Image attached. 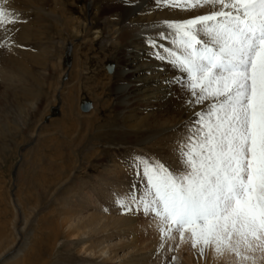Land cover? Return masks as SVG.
<instances>
[{
  "label": "rangeland",
  "instance_id": "1",
  "mask_svg": "<svg viewBox=\"0 0 264 264\" xmlns=\"http://www.w3.org/2000/svg\"><path fill=\"white\" fill-rule=\"evenodd\" d=\"M38 2L11 0L21 22L0 32V264H264L260 251L243 262L211 250L201 256L178 234L165 244L151 216L117 202L132 185L143 191L133 157L177 166L176 145L203 108L189 106L179 83L186 75L157 58L151 39L141 41L143 63L168 65V96L148 105L122 92L136 82L122 75L134 29L184 10L153 0L125 22L135 0ZM64 19L74 22L69 31ZM53 23L62 32L41 37Z\"/></svg>",
  "mask_w": 264,
  "mask_h": 264
},
{
  "label": "snow or ice",
  "instance_id": "2",
  "mask_svg": "<svg viewBox=\"0 0 264 264\" xmlns=\"http://www.w3.org/2000/svg\"><path fill=\"white\" fill-rule=\"evenodd\" d=\"M160 2L205 10L165 21L174 47L156 54L186 75L179 83L189 106L203 108L176 145L177 166L133 157L143 191L137 196L132 185L117 202L151 216L165 244L178 234L201 256L211 250L252 259L248 253H264V0ZM10 3L0 0V32L21 22Z\"/></svg>",
  "mask_w": 264,
  "mask_h": 264
},
{
  "label": "bare ground",
  "instance_id": "3",
  "mask_svg": "<svg viewBox=\"0 0 264 264\" xmlns=\"http://www.w3.org/2000/svg\"><path fill=\"white\" fill-rule=\"evenodd\" d=\"M152 1L153 0H141V1L135 0L134 3H131L130 9H129L128 13H126L127 15L125 18V22L132 21L133 17L137 13L145 11V9L148 5L151 6ZM39 2H40L39 7H41L40 5L45 4V0H39ZM43 11L44 10H42V12ZM197 11L203 13L205 10L199 9V10H192V11H184V14H179L180 12H178L177 15H172V17H170V18H174V17L177 18V20L173 19V21L188 19V18H191L193 16V14ZM55 12L56 11H53L52 13L54 15H56ZM63 12L64 11H62L61 16L63 15ZM44 15H45V13H44ZM54 18H55V16H54ZM41 20L44 21V23H45V21H48L46 19V17H44V18L41 17ZM64 21H65V19H64ZM65 22L66 23L63 25L66 27V30L69 31L74 22L72 23L69 19H67ZM161 22H163V21H161ZM163 23H159V22L156 23L155 22L152 24H147V25L139 28L138 31H136V29H134L131 37H133V40L137 44V46H134L130 50H128L126 53V57H125L126 63H128V65L131 68L128 70H125L122 75L126 76L129 74H132V76L136 79V82L134 83V85H132V87H133L132 89L127 85L122 87V92L125 94V96L128 95V97L131 94L135 95V97L141 96V98L146 100V103H148V105H151V104L153 105V103L156 104L158 101H164V99L168 96V94L170 92V88H171L170 84L175 79V77L173 78L168 73L169 67L167 64L159 63V62H155V61L153 62V64L152 63H150V64L143 63V62H146L149 60V59H147V55L149 53L147 54L148 48L146 47V44L141 46V41H145L144 39H147V40L155 39L157 44H158L157 51H159L160 55H164V56L167 55V53H165L163 51V48H171V47L173 48L174 47V45L171 42L173 39V36L171 34V30L167 29L165 24H163ZM55 24L53 23V24H49V25H42V27L44 29H42V31L39 32L41 37H43L45 35L47 36V34H48L47 32L50 31L51 29H55L56 31H59L60 30V26H58L59 24L58 25H55ZM26 28L28 29V27H26ZM43 30H45V32ZM61 30L59 32H62ZM59 32H57V33L59 34ZM160 33H168V39H161L160 36L158 35ZM148 45H150V44H148ZM40 48H41V46H40ZM49 48H50V46H49ZM42 49H43V51L47 50V48H42ZM165 61H167V60H165ZM170 65H172V64L170 63ZM142 74H147V75L142 76ZM180 74H182V73H180ZM233 260H235V259L233 258ZM235 262H236V260H235ZM241 262H243V261L241 260Z\"/></svg>",
  "mask_w": 264,
  "mask_h": 264
},
{
  "label": "water",
  "instance_id": "4",
  "mask_svg": "<svg viewBox=\"0 0 264 264\" xmlns=\"http://www.w3.org/2000/svg\"><path fill=\"white\" fill-rule=\"evenodd\" d=\"M82 111H84V112H89L90 110H91V108H92V105H91V103L90 102H86V103H84L83 105H82Z\"/></svg>",
  "mask_w": 264,
  "mask_h": 264
}]
</instances>
